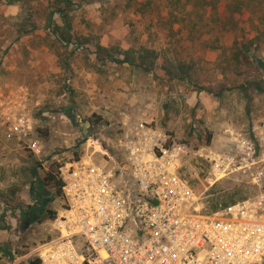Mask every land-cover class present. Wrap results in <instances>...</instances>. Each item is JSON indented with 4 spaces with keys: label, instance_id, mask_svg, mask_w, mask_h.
<instances>
[{
    "label": "rangeland",
    "instance_id": "374dc122",
    "mask_svg": "<svg viewBox=\"0 0 264 264\" xmlns=\"http://www.w3.org/2000/svg\"><path fill=\"white\" fill-rule=\"evenodd\" d=\"M168 1L0 0V264L57 234L46 171L95 148L119 158L142 121L188 146L181 173L206 210L264 192V0H209L181 22L159 17ZM130 47L149 52L117 62ZM19 114L29 129L8 138ZM225 153L249 162L216 180Z\"/></svg>",
    "mask_w": 264,
    "mask_h": 264
},
{
    "label": "built area",
    "instance_id": "2783aa9c",
    "mask_svg": "<svg viewBox=\"0 0 264 264\" xmlns=\"http://www.w3.org/2000/svg\"><path fill=\"white\" fill-rule=\"evenodd\" d=\"M28 129L15 115L7 137ZM118 149L58 165L65 205L57 234L36 249L43 264H264L263 191L209 211L181 173L189 149L173 134L142 121ZM237 156L211 157L216 180L249 162Z\"/></svg>",
    "mask_w": 264,
    "mask_h": 264
},
{
    "label": "trees",
    "instance_id": "16d2710c",
    "mask_svg": "<svg viewBox=\"0 0 264 264\" xmlns=\"http://www.w3.org/2000/svg\"><path fill=\"white\" fill-rule=\"evenodd\" d=\"M233 1L234 0H225V2H227L229 6L231 5ZM168 2L167 3L166 2L157 3V9L160 13L159 17L161 19H164L166 17L168 18L167 21H170V19L175 16V22H181L180 16H183L184 14H186V17L192 15L197 6L204 7L206 5V2L208 3L209 0H184V1L176 0V2H178V5L176 7L171 5L170 2L169 3ZM190 5L192 6V8H190ZM178 8L180 10H178ZM55 11H59L61 16L64 15L61 9H58ZM165 12H166V15H164ZM188 20H191V19H188ZM171 22L174 25L175 22L173 19ZM193 24L196 26V23H193ZM56 29L61 31L63 38H65L67 41H71V35L69 33H66V31H62V29L57 26H56ZM115 48L118 49L119 47H115ZM142 50H146L147 52H149L148 49H146L145 47H140L138 49L133 48V47H130L124 50L119 49L118 54H120L121 52L125 57L119 58V59L115 57L116 58L115 60H117V62H134L135 54ZM78 157L80 156L77 155L76 158ZM44 184L48 187L56 188L60 193H62V180L57 177V174L54 171V167L46 171V175L44 176ZM29 263L30 264H43L42 260L39 257H37L36 259L30 260Z\"/></svg>",
    "mask_w": 264,
    "mask_h": 264
},
{
    "label": "bare ground",
    "instance_id": "6f19581e",
    "mask_svg": "<svg viewBox=\"0 0 264 264\" xmlns=\"http://www.w3.org/2000/svg\"><path fill=\"white\" fill-rule=\"evenodd\" d=\"M223 176H225V174H224ZM221 177H222V175H219V177H218V178L220 179Z\"/></svg>",
    "mask_w": 264,
    "mask_h": 264
}]
</instances>
